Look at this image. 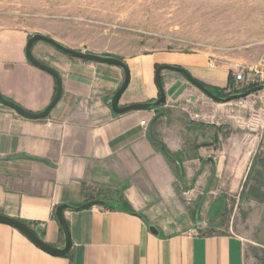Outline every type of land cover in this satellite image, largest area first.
I'll return each mask as SVG.
<instances>
[{"label":"crops","instance_id":"crops-1","mask_svg":"<svg viewBox=\"0 0 264 264\" xmlns=\"http://www.w3.org/2000/svg\"><path fill=\"white\" fill-rule=\"evenodd\" d=\"M28 39L24 30L0 32V92L41 112L54 98L56 79L28 60ZM33 54L59 73L62 95L43 119L0 103V214L63 247L56 210L68 204L72 247L54 256L0 223V264H246L244 238L219 230L258 151L248 150L228 126L193 116L187 121L186 111L211 105L202 90L166 69L161 106L118 114L110 101L124 82L120 67L71 57L43 41ZM160 57L126 60L131 79L120 106L160 96L156 68L170 63ZM196 58L186 66L199 65ZM214 74L203 82L227 83L224 73ZM91 200L104 204L82 207Z\"/></svg>","mask_w":264,"mask_h":264},{"label":"rangeland","instance_id":"rangeland-1","mask_svg":"<svg viewBox=\"0 0 264 264\" xmlns=\"http://www.w3.org/2000/svg\"><path fill=\"white\" fill-rule=\"evenodd\" d=\"M5 30H24L29 38L46 34L125 61L191 54L199 65L182 66L202 81L214 73L227 76L218 84L224 97L244 91L235 81L238 71L264 60V0H0V32ZM202 98L211 105L186 111L188 122L193 116L228 126L248 150L258 151L248 180L230 196L219 232L244 238L246 264H264V200L255 198L264 199V90L226 103L203 92Z\"/></svg>","mask_w":264,"mask_h":264},{"label":"water","instance_id":"water-1","mask_svg":"<svg viewBox=\"0 0 264 264\" xmlns=\"http://www.w3.org/2000/svg\"><path fill=\"white\" fill-rule=\"evenodd\" d=\"M38 41H43L51 46L55 47L62 53L69 55L71 57L75 58H80L84 59L87 61L95 62V63H105V64H111L120 67L125 74L124 82L121 85V87L116 91L114 96L112 97L110 103L112 106V109L114 112L118 114L126 113L132 110H142V109H153L161 106L165 101H166V92L164 90V86L162 84V77L161 73L163 70H173L180 72L183 74L191 83H193L195 86H197L202 92H204L207 96L215 100L216 102H221V103H226L230 102L232 100L236 99H241L245 98L253 93L259 92L264 90V83L259 84L253 87H250L242 92H237L234 94H231L229 96H220L216 93H214L210 88L206 86V84L194 77L185 67H183L180 64H170V63H164L160 64L156 68V73H155V80L156 84L159 88L160 96L151 102H144V103H132L128 104L126 106H120L119 102L120 99L123 95V93L126 91V89L129 86L130 83V68L125 60H123L120 57L114 56V55H108V54H99L95 52H90V51H85V50H78L71 48L60 41L56 40L55 38L42 34V33H35L33 34L27 42L26 45V56L28 60L35 65L36 67L49 72L52 74L55 79H56V93L54 95V98L50 102V104L41 112H32L17 102L6 98L1 92H0V103L12 108L22 116L29 118V119H43L46 118L52 109L56 106V104L59 102L61 95H62V78L60 77L59 73L50 65L42 62L40 59H38L34 54H33V46L36 42ZM104 204V201L102 200H91L87 203H85L82 207H90L94 205H102ZM71 206L68 204H62L58 206L56 210V216L62 226L63 233L65 236V244L63 247H57L53 246L51 244H48L44 242L38 234L35 232V230L29 226L26 222L19 220L17 218H12L6 215L0 214V223L8 224L10 226H13L17 229H19L22 233H24L32 242H34L38 247L43 249L44 251L54 255V256H65L71 249L72 247V239H71V234L70 230L67 224V221L64 217V211L67 209H70ZM150 230L152 233L158 235V230L156 229L155 226L150 225Z\"/></svg>","mask_w":264,"mask_h":264},{"label":"built area","instance_id":"built-area-1","mask_svg":"<svg viewBox=\"0 0 264 264\" xmlns=\"http://www.w3.org/2000/svg\"><path fill=\"white\" fill-rule=\"evenodd\" d=\"M235 81L239 83L242 89L246 90L250 87L264 83V60L260 65L244 68L238 71L235 75ZM145 124V121L143 122ZM185 195H189L188 191L184 192ZM189 233L199 234L196 229H191Z\"/></svg>","mask_w":264,"mask_h":264},{"label":"bare ground","instance_id":"bare-ground-1","mask_svg":"<svg viewBox=\"0 0 264 264\" xmlns=\"http://www.w3.org/2000/svg\"><path fill=\"white\" fill-rule=\"evenodd\" d=\"M160 59L170 63H180L185 65L195 64L199 61L194 55L184 53H166L161 55Z\"/></svg>","mask_w":264,"mask_h":264},{"label":"trees","instance_id":"trees-1","mask_svg":"<svg viewBox=\"0 0 264 264\" xmlns=\"http://www.w3.org/2000/svg\"><path fill=\"white\" fill-rule=\"evenodd\" d=\"M159 66V65H158ZM157 66V67H158ZM163 84V83H162ZM206 84V83H205ZM206 86L208 87V88H210L214 93H216V94H218V95H220V96H223V95H221V93H219L218 92V90H220L221 91V88L220 87H217V86H211V85H208V84H206ZM239 92H241V91H239ZM255 198L257 199V200H260V201H263L264 199L260 196V195H258V194H256L255 195ZM68 254V253H67ZM66 254V255H67ZM65 255V256H66Z\"/></svg>","mask_w":264,"mask_h":264}]
</instances>
